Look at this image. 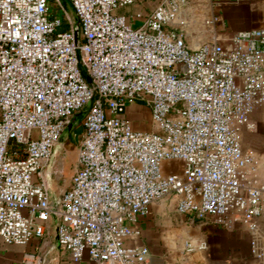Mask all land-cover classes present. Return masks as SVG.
Wrapping results in <instances>:
<instances>
[{
	"label": "built area",
	"instance_id": "2783aa9c",
	"mask_svg": "<svg viewBox=\"0 0 264 264\" xmlns=\"http://www.w3.org/2000/svg\"><path fill=\"white\" fill-rule=\"evenodd\" d=\"M55 1L0 0V245L43 236L55 216L74 262L148 264V246L127 240L162 201L255 231L264 179L241 134L264 106V27L191 46L192 0H150L132 13L147 0H68L76 20ZM135 103L154 129L135 126ZM84 108L78 162L52 198L44 168Z\"/></svg>",
	"mask_w": 264,
	"mask_h": 264
},
{
	"label": "crops",
	"instance_id": "0c3cea01",
	"mask_svg": "<svg viewBox=\"0 0 264 264\" xmlns=\"http://www.w3.org/2000/svg\"><path fill=\"white\" fill-rule=\"evenodd\" d=\"M213 11L219 13L228 22L243 21V29L264 27V0H215ZM132 105V120L138 128L144 126L141 106ZM135 107V108H134ZM149 112L148 108L144 110ZM150 113V112H149ZM83 119L78 114L73 116L65 132L80 136L76 144L71 139L62 141L53 152V156L44 168L45 178L52 198L58 197L66 188L59 190L60 175L53 170L55 157L68 147L58 160L57 165L64 173L68 160L74 157V166L78 162L79 146L84 128ZM250 119L253 129L244 130L241 134L245 149L254 153L259 160L258 175L264 179V106L255 109ZM64 132V133H65ZM73 138V137H72ZM67 154V155H66ZM61 173V172H60ZM255 231L242 222L227 226L217 221L214 216L194 219L190 215L176 211L173 201H162L150 207L147 215L140 216L132 226L140 231L138 236L127 240V245H146L150 255L148 264H264V254L259 256L254 248L264 246V217L256 220ZM58 221L53 216L47 222L45 234L34 237L26 244L0 245V264H94L86 255L80 262H74L70 254L58 243L56 228ZM195 245L205 243V248L189 251L187 243ZM254 243L256 244L254 247Z\"/></svg>",
	"mask_w": 264,
	"mask_h": 264
},
{
	"label": "rangeland",
	"instance_id": "374dc122",
	"mask_svg": "<svg viewBox=\"0 0 264 264\" xmlns=\"http://www.w3.org/2000/svg\"><path fill=\"white\" fill-rule=\"evenodd\" d=\"M62 3L63 8L65 9L66 13L68 14L69 18L71 20H76V17L74 15L73 8L68 0H60ZM216 1L215 0H192L190 6H189V16H188V22L187 26L184 28V33L187 36L189 44L191 46H197L200 43L208 40H212L214 38H220V39H227L232 34H234L236 31L243 29V26L240 24L243 21H237V22H228L225 18H223L219 13H215L213 11L214 5ZM53 5L56 4V1L53 0ZM154 5V2L147 0V2L143 5L140 2H136L130 8H127V13L129 10V13L137 12L140 10L148 11L150 8H152ZM124 12V11H122ZM56 14H60L63 16L64 14L61 13V11H56ZM216 18V19H215ZM141 22H137L134 26L139 25ZM138 106H141V114H143V121L144 126H142L141 129L150 131L154 129V125L151 121V115L149 112H145L144 110L147 108L142 103H138ZM135 108V107H134ZM134 110L132 105L127 107V114L131 116V111ZM81 116V118L85 117L86 114V108L83 110L78 111L74 116L76 115ZM73 137V138H72ZM75 140L76 144L80 142V136H73L70 135V132H65L63 141L68 142L69 140ZM62 141V139H61ZM65 147H68V144H65ZM60 153L57 154L55 157V163L53 170L57 172L60 175L58 187L59 190L66 188V184L68 179L72 176L74 171V157L71 158V161L68 160V168L67 171L64 173L61 169L58 168V164L60 163L58 160L60 157L65 156L63 152L65 149ZM69 148V147H68ZM67 155V154H66ZM169 167H171L170 164H168ZM61 172V173H60Z\"/></svg>",
	"mask_w": 264,
	"mask_h": 264
},
{
	"label": "water",
	"instance_id": "95a60500",
	"mask_svg": "<svg viewBox=\"0 0 264 264\" xmlns=\"http://www.w3.org/2000/svg\"><path fill=\"white\" fill-rule=\"evenodd\" d=\"M87 80H88V82H91V78L90 77H87Z\"/></svg>",
	"mask_w": 264,
	"mask_h": 264
},
{
	"label": "trees",
	"instance_id": "16d2710c",
	"mask_svg": "<svg viewBox=\"0 0 264 264\" xmlns=\"http://www.w3.org/2000/svg\"><path fill=\"white\" fill-rule=\"evenodd\" d=\"M64 29H66V26H63V27L61 28V30H64Z\"/></svg>",
	"mask_w": 264,
	"mask_h": 264
}]
</instances>
